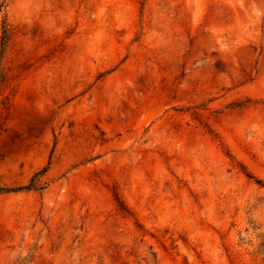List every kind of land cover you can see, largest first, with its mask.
I'll use <instances>...</instances> for the list:
<instances>
[{"label":"rangeland","instance_id":"1","mask_svg":"<svg viewBox=\"0 0 264 264\" xmlns=\"http://www.w3.org/2000/svg\"><path fill=\"white\" fill-rule=\"evenodd\" d=\"M0 264H264V0H0Z\"/></svg>","mask_w":264,"mask_h":264},{"label":"trees","instance_id":"2","mask_svg":"<svg viewBox=\"0 0 264 264\" xmlns=\"http://www.w3.org/2000/svg\"><path fill=\"white\" fill-rule=\"evenodd\" d=\"M5 37H7V34L5 35ZM47 171V168L44 167L40 172H38L30 181L29 184L23 186V187H20V188H25V189H38V188H42L41 185H39V183L37 182V177L41 174H43L44 172ZM3 190V189H1Z\"/></svg>","mask_w":264,"mask_h":264}]
</instances>
